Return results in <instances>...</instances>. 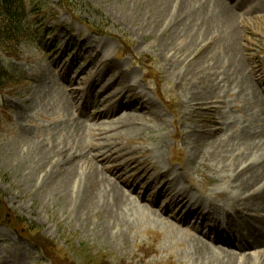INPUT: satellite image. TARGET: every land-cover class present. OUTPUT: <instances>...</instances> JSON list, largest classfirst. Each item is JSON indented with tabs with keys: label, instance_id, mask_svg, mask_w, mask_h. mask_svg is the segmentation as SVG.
<instances>
[{
	"label": "rangeland",
	"instance_id": "obj_1",
	"mask_svg": "<svg viewBox=\"0 0 264 264\" xmlns=\"http://www.w3.org/2000/svg\"><path fill=\"white\" fill-rule=\"evenodd\" d=\"M181 1L27 0L23 26L33 24L35 33L20 42L3 41L18 60L8 61L12 78L3 79L0 90V108L11 117L0 113V264H243L242 255L256 252L247 248L240 254L237 235L225 246L215 245L216 238L207 244L174 219H190L202 203L186 206L187 195L180 203L184 188L206 207L224 204L233 220L246 212L236 227L240 233L251 214L264 211V204L247 210L243 200L257 187L248 189L236 178L248 164L256 163L257 171L264 161V146L247 151L239 136L244 131L255 138L252 143L262 144L264 136L257 133L264 135V110L243 87L244 74L233 72L213 15L222 3L241 5L238 12L232 8L237 56L248 77L250 66L264 77V0H184V6ZM88 68L106 73L93 82L99 90L82 94L92 98L89 109L71 118L85 106L78 78L83 89L95 78L85 73ZM66 79L72 81L65 90ZM102 85L114 88L105 101L98 97ZM106 101L112 110L125 108L122 121H89L107 109L97 102ZM98 129L106 133L98 141L104 147L94 153L101 148L90 149ZM39 146L54 153L41 159ZM105 152L110 173L119 175L109 176L113 181L93 161L105 162V155L97 157ZM72 161L77 177L66 183L62 171ZM107 181L123 194L115 203L100 188ZM220 203L212 204L214 211ZM204 206L194 226L215 217ZM262 218L256 221L264 232ZM256 256L251 264H264Z\"/></svg>",
	"mask_w": 264,
	"mask_h": 264
},
{
	"label": "bare ground",
	"instance_id": "obj_2",
	"mask_svg": "<svg viewBox=\"0 0 264 264\" xmlns=\"http://www.w3.org/2000/svg\"><path fill=\"white\" fill-rule=\"evenodd\" d=\"M181 4L184 6V0L181 1ZM221 7L219 8V11L218 13L219 14H213L215 19L217 20V22H219L221 24V32H222V35L225 37L226 39V52L227 54H231V55H227V56H230V66L234 67L233 69V72L234 71H239V72H242L241 75L245 76V77H242L241 79V83L243 85V87H245L246 89H249L251 91V93L253 94V96L255 97V100H256V105L257 107L260 109V110H264V99H262L260 96H259V91L262 92V88H261V83L264 82V79L261 81L259 78H257L256 76V72H253L251 71V77H248L247 74H245V67L243 68V64L241 62V58H239L237 56V46H236V32H235V29H232V25L234 24L235 22V18H236V15H235V11L230 8L229 6H227L225 3H222V5H220ZM93 48L92 46L89 48L91 49ZM240 59V60H239ZM229 60V59H228ZM232 70V69H231ZM252 70V69H251ZM253 80L255 81L253 83ZM71 91V89H70ZM262 97H263V94H262ZM264 98V97H263ZM84 105H86L84 103ZM116 111V110H115ZM113 112L112 115H107L108 118H111L112 119V123H119L121 122L122 120V116L121 114L118 115V117H115V115L119 112V110L117 112ZM124 115V114H123ZM125 118V117H124ZM121 124V123H120ZM121 126V125H120ZM108 129V128H107ZM106 129V130H107ZM222 129V128H221ZM115 130V129H114ZM101 131V130H100ZM103 132V131H102ZM102 132H100L99 134H97L96 136H99V135H102ZM106 132V131H105ZM107 132H111L110 128L108 129ZM248 132V131H247ZM254 135L256 133H253ZM257 135H263V131L261 133H257ZM241 136L242 138L240 139V146H245V148L247 149V151H257V150H261L263 149V146H264V138L262 139V144H258L257 141L255 140L256 143H252L254 142L253 141V138L251 136H249L248 134L244 133V131L241 133ZM256 138H259V137H256ZM261 138V137H260ZM259 138V139H260ZM255 139V138H254ZM258 139V140H259ZM239 141V140H238ZM261 142V141H260ZM214 145V144H213ZM40 147V146H39ZM41 148V147H40ZM100 148V146H99ZM243 148V147H242ZM244 148V150H245ZM55 149V148H54ZM95 149V148H94ZM101 149V148H100ZM98 150V149H97ZM242 150V149H241ZM264 150V149H263ZM262 150V151H263ZM43 153L40 154L41 155V159H43L44 157L47 159V157H49L48 153H51L53 152L52 149H44V148H41L39 153ZM54 153V152H53ZM251 153V152H250ZM61 157V156H60ZM263 157V156H262ZM44 158V159H45ZM66 158H69V159H72V156L69 155L67 156ZM61 158L58 157V160L60 162ZM252 162V161H251ZM253 164H256V163H251V164H248L247 166H245V168L242 171L243 172H239L238 171V175H236V178L237 179H242L243 181V184L245 186L248 187V189H252L254 187H257L254 188L253 191H251V193L245 198L246 200H243V198H241V200H243V203H246L249 205V210L250 212H253L252 210H259V208L264 204V161H262V164L261 166L259 167L260 169H257V171H255V166H253ZM62 167V166H61ZM65 170L62 171L63 173H65V182H73L76 177H77V174L73 171V161L70 162L67 166H65ZM64 168V167H62ZM75 168H76V165H75ZM243 168V166H242ZM258 168V167H257ZM240 170V171H241ZM247 170H249V174L248 176L246 177L245 175L247 174ZM51 171L50 173L47 175L48 177L51 176ZM237 174V173H236ZM246 178H245V177ZM236 181V179H235ZM237 183V182H236ZM251 184H254V186H252V188L249 186ZM257 185V186H256ZM96 187H93V185L91 186V190H94ZM103 191H105V193H107L108 195H110L112 198H113V202L115 203L116 201H119L123 194L117 189V187L113 186L112 184H110L108 181H107V184H102V187H100ZM244 189V188H243ZM247 193V192H246ZM245 195V194H244ZM234 199V198H233ZM239 199V198H238ZM220 205V204H219ZM218 207V205H216ZM199 209H197L198 211H200L201 209V203L200 205L198 206ZM218 210H220L221 212H223L225 218H226V222H227V217H226V213H229L226 208H224V206H221V207H218L216 209L215 212H217ZM230 214V213H229ZM246 214V213H245ZM247 215L249 216V214L247 213ZM245 215L242 216V219ZM252 218L250 219V224H246L244 222V225L246 226V231H242L241 230V233L236 229L237 226H242V219L240 221H238V223H236L235 221H233L231 219V215H230V220L232 222V225L229 224L227 222V226L229 227V229L232 231V236L233 237H236L237 235V239L241 240L240 242V245L238 246L239 248H241V251L242 252H239L240 254L242 253H248V249L247 248H251V249H254L256 250L255 253H250V254H247V255H242V258H243V264H251V259L252 258H255L257 257L256 255H260V256H263L264 257V252L262 250H264V247H262L261 249H259L260 246L264 245V232H262V230L260 231V229H258V226L259 223L256 221L257 219L259 218H262V221L264 223V211H260L259 212V215H257L255 212L254 214H251ZM254 218V219H253ZM219 219V218H216V220ZM220 219L217 220V226H220ZM186 225L190 226L191 223L189 221V219L187 218L186 220ZM191 228L192 230L194 229V226L193 224L191 225ZM222 229L220 228V231ZM199 231V232H197ZM219 231V228H218V232L216 234V236L214 237V239L216 238L217 241L219 240V238H221L222 236H226V233H221ZM240 233V235L238 236V234L236 233ZM195 232L197 233V235H201L202 237H204V233H202V231H200L199 229H195ZM211 232V231H210ZM199 235V236H200ZM204 238H209L210 240L212 238H210V233H209V236L208 237H204ZM212 241V240H211ZM232 241V240H231ZM231 241H229L227 244H230ZM215 245H218V243H215ZM228 247V246H227ZM231 248H234V247H231ZM243 249V250H242ZM237 251H240L239 249H236ZM223 250H218V252H222ZM250 251H253V250H250ZM224 255H228L230 256V259H234L236 255H234L233 253H227V252H224ZM249 258V259H247ZM229 259V260H230ZM239 259V258H238ZM228 261V260H227ZM237 261V260H236ZM235 262V261H234ZM231 264V263H230ZM234 264H237V263H234Z\"/></svg>",
	"mask_w": 264,
	"mask_h": 264
},
{
	"label": "trees",
	"instance_id": "obj_3",
	"mask_svg": "<svg viewBox=\"0 0 264 264\" xmlns=\"http://www.w3.org/2000/svg\"><path fill=\"white\" fill-rule=\"evenodd\" d=\"M27 11L26 0H0V49L6 54L11 55L6 44H3L4 40L20 42L29 34L28 27L24 29L25 25L23 26L28 17ZM5 76L0 68V85Z\"/></svg>",
	"mask_w": 264,
	"mask_h": 264
}]
</instances>
